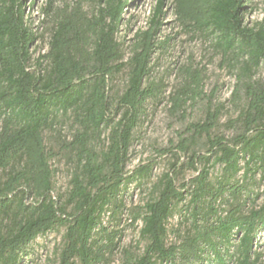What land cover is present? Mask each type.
<instances>
[{
    "label": "trees",
    "instance_id": "1",
    "mask_svg": "<svg viewBox=\"0 0 264 264\" xmlns=\"http://www.w3.org/2000/svg\"><path fill=\"white\" fill-rule=\"evenodd\" d=\"M250 2L157 0L127 57L118 35L135 0H98L90 10L81 0H46L44 33L33 31L24 0H0V264H23L34 242L53 232L62 233L57 264H111L121 231L105 219L119 225L125 211L132 225L141 223L143 246L140 254L125 249L122 264L263 263L264 77H254L264 69V25L245 22ZM169 3L189 33L233 63L239 110L224 124L229 137L218 114L192 124L168 170L154 176L155 163L128 168L135 131L159 93L149 78ZM46 35L47 51L35 57ZM185 72L198 86L200 76ZM186 92L195 90L172 96L173 110ZM59 158L74 166L60 194L52 167ZM131 188L147 195L127 208Z\"/></svg>",
    "mask_w": 264,
    "mask_h": 264
},
{
    "label": "rangeland",
    "instance_id": "2",
    "mask_svg": "<svg viewBox=\"0 0 264 264\" xmlns=\"http://www.w3.org/2000/svg\"><path fill=\"white\" fill-rule=\"evenodd\" d=\"M77 0H54L56 6L73 5ZM86 9L90 10L98 0H81ZM26 15L33 31L44 33L46 25H42L40 7L46 0H35L34 6H30V0H24ZM157 0H135V3L125 14V21L118 35L119 41L126 48L127 57L135 42L136 34L148 28L153 18ZM167 16L164 26L159 34V40L163 42L161 49L154 55L153 68L149 82L159 89L156 99H150L146 105V115L135 131V140L131 149L129 170L150 163H155L153 175L159 176L168 170L173 162L171 156L176 150L182 138L188 137V128L194 123H203L208 112L218 114L220 117V132L229 137L232 133L224 124L230 118H234L239 110L237 98L233 99V91L236 86V70L233 63L224 60L220 52L212 46V41L204 37L189 33L182 24L175 19L170 3L165 8ZM245 22L251 26L264 25V0H251L247 5ZM48 35L35 47L37 53L44 54L48 48ZM190 69L200 76L197 85L190 84L191 79L185 70ZM264 77V69L259 70L254 80ZM125 82V74L121 73L115 78V83L122 89ZM189 82V83H188ZM190 86L195 93L186 92L183 103L173 110L172 96H176L182 88ZM62 136L69 137V127H62ZM102 146V143L99 144ZM196 149L204 153V143H196ZM173 150V152H167ZM167 152V153H166ZM181 163L186 162V156H181ZM55 170V193H63L69 186L74 166L64 158L52 161ZM219 170L214 174L219 176ZM194 176L193 172L187 173L186 178ZM264 191V183L261 192ZM147 193L141 194L131 188L126 194V206L130 208L140 205ZM132 197V198H131ZM264 201V196L259 203ZM105 223L109 229L121 231L119 249L116 251L111 264H122L127 249L133 254H140L142 246L139 244V228L141 223L132 225V221L125 211L121 223ZM114 224V226H113ZM62 233L53 232L38 238L33 246L31 255L23 264H57L55 249L61 241ZM258 250L264 253V230L258 236ZM264 264V257L263 263Z\"/></svg>",
    "mask_w": 264,
    "mask_h": 264
}]
</instances>
